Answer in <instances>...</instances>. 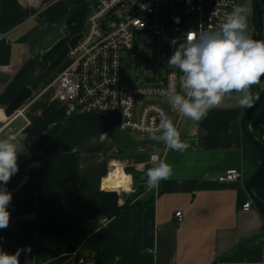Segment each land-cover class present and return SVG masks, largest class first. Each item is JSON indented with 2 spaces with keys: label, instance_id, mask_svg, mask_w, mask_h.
<instances>
[{
  "label": "crops",
  "instance_id": "0c3cea01",
  "mask_svg": "<svg viewBox=\"0 0 264 264\" xmlns=\"http://www.w3.org/2000/svg\"><path fill=\"white\" fill-rule=\"evenodd\" d=\"M91 10L84 0H0V135L24 137L19 171L6 186L12 201L3 250L30 246L29 264H71L77 251L86 264H264V217L245 188L263 162L241 125L249 108L220 106L201 122L177 119L185 151L154 141L141 149L169 163L171 178L149 191L150 159L145 169H123L132 178L126 191L135 186L130 207L117 214L125 201L106 190L124 191L110 187L124 130L114 116L78 112L55 85L75 61ZM252 37L263 40L256 31ZM251 121L264 146V109ZM229 170L244 181L219 182ZM253 194L264 206V190ZM29 195L34 210L19 217L17 201ZM91 238L96 249L85 250ZM19 259L25 264L23 253Z\"/></svg>",
  "mask_w": 264,
  "mask_h": 264
},
{
  "label": "built area",
  "instance_id": "2783aa9c",
  "mask_svg": "<svg viewBox=\"0 0 264 264\" xmlns=\"http://www.w3.org/2000/svg\"><path fill=\"white\" fill-rule=\"evenodd\" d=\"M238 1L84 0L92 7L87 31L74 47V63L57 78L55 85L61 97L80 113L113 114L121 130L158 134L161 117L171 118L167 104L160 101H168V94L179 90V71L170 70L154 84L128 83L123 79V53L132 51L136 40L145 34L173 47L167 27L178 37L177 41H183L186 32L197 31L200 26L215 29ZM184 25L187 27L182 29ZM258 94L255 93L257 97ZM23 114L24 110L18 111L13 119ZM239 181H244V175L236 170L226 171L219 178V182L226 184ZM251 207V203H246L243 209L249 211ZM176 216L182 221V213ZM86 261L78 251L71 256V264H86Z\"/></svg>",
  "mask_w": 264,
  "mask_h": 264
},
{
  "label": "clouds",
  "instance_id": "9594fccd",
  "mask_svg": "<svg viewBox=\"0 0 264 264\" xmlns=\"http://www.w3.org/2000/svg\"><path fill=\"white\" fill-rule=\"evenodd\" d=\"M250 15L249 7L233 5L215 29L200 26L197 31L186 32L183 41H170L174 51L167 65L179 71V90L168 94V104L179 117L201 122L222 104L226 95L233 93L240 107H254L258 98L251 89L264 76V40L253 39L248 26ZM150 138L177 152L188 147L181 139L178 122L166 115L161 117L158 134ZM23 139L20 133L0 135V230L10 224L12 193L6 186L19 171L17 160ZM150 164L145 173L149 191L173 174L172 166L157 155L151 156ZM22 253L25 264H29L30 246L9 253L0 244V264H20Z\"/></svg>",
  "mask_w": 264,
  "mask_h": 264
},
{
  "label": "rangeland",
  "instance_id": "374dc122",
  "mask_svg": "<svg viewBox=\"0 0 264 264\" xmlns=\"http://www.w3.org/2000/svg\"><path fill=\"white\" fill-rule=\"evenodd\" d=\"M239 4L251 9V15L248 17L251 35L256 31L264 40V0H239ZM186 27L184 25L182 29ZM167 36L170 39H178L174 33L169 31V27H167ZM173 51V47L166 46L161 39L154 37V35L145 34L141 39L138 38L135 48L132 51L123 53L122 69L124 81L132 84L141 82L154 84L157 80L164 78L170 70H175V68L167 65V60ZM257 87L264 90V81L259 83ZM160 103L167 104L171 119L175 123L179 116L175 112H171L172 108L169 106L168 101H160ZM227 105L239 106L235 93L230 96L226 95L220 106ZM185 119L182 118L181 121L184 122ZM150 136L132 131L120 132L119 151L123 152L124 156L120 157L117 163L124 166L125 171L127 170L126 168H131L132 165L137 164H139L137 168L145 169L142 163L148 161L150 156L148 151H141V149L146 147V144L153 142ZM135 175L136 179H138L137 175L139 174ZM142 176H139V180L144 178ZM134 186L133 184L129 192L134 191Z\"/></svg>",
  "mask_w": 264,
  "mask_h": 264
},
{
  "label": "trees",
  "instance_id": "16d2710c",
  "mask_svg": "<svg viewBox=\"0 0 264 264\" xmlns=\"http://www.w3.org/2000/svg\"><path fill=\"white\" fill-rule=\"evenodd\" d=\"M259 96H260V94H258V97ZM260 109H264V96H262L260 98L259 102L257 103L256 108L253 110V112L246 119V122L244 124V130L253 141L257 140L261 145H263V141H262L261 137L258 135V132L256 130V126L251 121L252 115L257 110H260ZM107 115L116 117L113 114H107ZM126 172H130V170L127 169ZM258 189L264 190V161L261 163L257 173L252 178V183H251L250 190H249V193L251 194V196L253 197V199L255 201H257V199L254 197L253 191L258 190ZM106 194L109 195L116 203H118L119 195L116 192H107ZM132 201L133 200L130 199L129 201L125 202V205L123 207H121V208L117 207V210H116L117 214H119L123 210L129 208ZM138 206H142V204L141 205L139 204ZM34 207H35V200H34L33 196L29 195V196H26L24 198H19L17 201V215L19 217H21V216H24L26 214H29L34 210ZM132 207H134V206H132ZM94 244H95L94 240L91 238L86 244H84L83 248L85 250H89V249L95 250L96 248H95Z\"/></svg>",
  "mask_w": 264,
  "mask_h": 264
},
{
  "label": "bare ground",
  "instance_id": "6f19581e",
  "mask_svg": "<svg viewBox=\"0 0 264 264\" xmlns=\"http://www.w3.org/2000/svg\"><path fill=\"white\" fill-rule=\"evenodd\" d=\"M111 180H110V187L114 190L122 189L124 192L129 189V187L132 184V178L130 175H128L122 168V166L114 162L113 168L111 171ZM123 192V191H122Z\"/></svg>",
  "mask_w": 264,
  "mask_h": 264
},
{
  "label": "water",
  "instance_id": "95a60500",
  "mask_svg": "<svg viewBox=\"0 0 264 264\" xmlns=\"http://www.w3.org/2000/svg\"><path fill=\"white\" fill-rule=\"evenodd\" d=\"M262 96H264V92H262V93L260 94V96L258 97V99H257L256 102H255L254 107L249 108V109L246 111V113L244 114V116H243V118H242V120H241V125H242V126H244V124H245V122H246V119H247L248 116L253 112V110L256 108L257 103L259 102V100H260V98H261ZM254 143L257 145V147L259 148V150H260L261 153L263 154V161H264V146L261 145L257 140H254ZM251 183H252V180H249V181L246 182V184H245V188H246L247 191L250 190ZM116 193H117V192H116ZM119 193H121V197H122V199H123L125 202L129 201V200L132 199V197H133V194H132V193H129V192H124V191H123V192H119ZM256 206H257V208L259 209L261 215L264 217V206H263V204H261V202H259V201L257 200V201H256Z\"/></svg>",
  "mask_w": 264,
  "mask_h": 264
}]
</instances>
